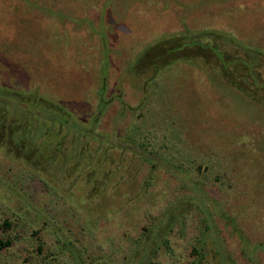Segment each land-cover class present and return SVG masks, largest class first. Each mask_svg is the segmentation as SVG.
Wrapping results in <instances>:
<instances>
[{"label":"rangeland","instance_id":"374dc122","mask_svg":"<svg viewBox=\"0 0 264 264\" xmlns=\"http://www.w3.org/2000/svg\"><path fill=\"white\" fill-rule=\"evenodd\" d=\"M31 1L0 0V88L38 91L83 128L103 109L95 137L69 133L62 156H52L55 136L39 135L36 167L0 129V264H264V64L253 67L264 53V0ZM160 38L156 64L135 74L139 53ZM222 51L252 63L248 88L196 67L210 55L228 61ZM3 111L2 125L18 121ZM130 138L152 140L160 158L117 143ZM194 180L213 221L193 198ZM169 212L183 213L182 224L150 241L153 221Z\"/></svg>","mask_w":264,"mask_h":264},{"label":"trees","instance_id":"16d2710c","mask_svg":"<svg viewBox=\"0 0 264 264\" xmlns=\"http://www.w3.org/2000/svg\"><path fill=\"white\" fill-rule=\"evenodd\" d=\"M24 1L26 4L30 5L31 7H33V8L35 7V4L31 0H24ZM54 12L55 11H52V10L49 11V13H52V14H55ZM56 16L58 17L57 14H56ZM101 30L102 29H100V32H101V34H103L102 33L103 31H101ZM179 36L180 35H173L172 37H170L169 39H166V40H169L171 43H176V40L178 39ZM161 39L162 38L158 39L156 41V44H154L153 47H150L148 45L145 48H143L142 52L139 53L140 56H139L138 60L133 65H131V67L134 66L133 68H135L134 69L135 74H137V72L139 73V71H136V69L139 68V65H144V63L156 64L155 60L160 58L159 57L160 52L156 49V45L158 43L164 42V40L160 41ZM102 43H104L103 44L104 47L106 49H109V52H110V48L107 44L108 43L107 39H105V38L102 39ZM179 44H182V43H179ZM178 46H179L178 44L173 45L168 49L170 51H173L175 49L174 51H176ZM261 49L264 50V48H261ZM152 51H155L153 53H156V52L158 53L157 55L154 54L155 60L151 54ZM175 53L176 52L172 53V55H171L172 57H170L169 60H167L165 64L170 65V64L176 62L177 57H175ZM221 53L224 55V56L222 55L224 57V59H226L225 57H227L228 61L220 62V61L216 60L217 57L210 55V57L207 58V60H204L203 62H200L197 60V62L195 63L196 67H198V69L200 68L201 70L205 71V73H207V74L210 73L209 75H212L213 78L215 77V79H222V81H224L225 83H227V81H228L231 84V82L229 81V80H231L232 84L236 85L238 88L240 87V89H242V87L244 89L245 86L248 88V86H249L248 76L249 75L251 76V78H254V80L257 79L254 76V73L250 72V71H252L253 68H252V63L249 64L248 59H245V63H240L243 61L238 59L239 57L230 56L225 51H222ZM260 56H262V57H260L259 60L254 57V59H253L254 60L253 65L254 66L253 67H255L256 65L264 64V53H260ZM235 60L240 61V62H238L239 64H236ZM234 64H236V66ZM242 65H244V68H245V70H243V71L241 70ZM217 72L218 73L220 72V73L218 74ZM99 91H100L99 95L102 97V95H104V93H103L104 88L100 87ZM156 93H157V91H153L154 95ZM7 100H11V101L8 102ZM103 100H105L104 97H103ZM11 102H12V105H14L12 107L9 106V105H11ZM99 105H98L97 114L94 117L95 123L92 121V123H93L92 125H86V127L83 128L82 126H80L81 122H78L76 120V117H73L71 115V112L68 111L69 109H67L66 107H64L63 105H61L59 103H56L52 99H49V98L44 97L43 95H40L38 91H35V90L34 91H31V90L30 91H22V90H17V89L11 90V89L0 88V107H3L4 115L6 113L12 112V113L16 114L15 118L18 119V121H19L18 122L15 120V122H16L15 124L14 123H5L2 125V123H0V129L5 131V133L7 134L6 143H7V146L9 147V149L15 155H18V157L25 158V161H27V163L36 167L40 164L37 163V162H39V160L37 158L36 159L34 158L35 156H34L33 152H34V149L38 146V144H35L34 142L36 141L37 137H39V135L44 134L45 136H47V135L55 136L56 139L58 140V145H56V148H55L52 156L53 157H59V155L62 156L63 155L62 153L65 151V144H66L65 142L68 138L69 133H74V134H77L79 137L83 136L84 138H86V137L87 138H94L95 137V132H98V131H96L92 127L93 126L95 127V124L97 123L98 119L100 118V115L102 114L101 110L103 109V107H99ZM8 107H10V108H8ZM53 107H56V109L59 107V112L54 114L53 110L55 108H53ZM173 108L174 107L171 106V109H173ZM64 111H65V113H64ZM6 118H8V116H6ZM47 120L49 121V124L51 123L50 124L51 127L58 124L60 126V128H62V129L58 133H56L55 131H52V129L50 131V129L48 128V125L45 124V122ZM4 121L5 120H3V122ZM0 122H2V121H0ZM27 122L32 123L31 127L28 126ZM33 126H35V128H33ZM29 128H30V130H29ZM64 128H65V133L63 132ZM30 132H31V134H30ZM148 132L150 133L151 136L153 135V133L155 135L154 130H150ZM59 137H60V139H59ZM110 139H111V137L109 136V140H108L109 143L112 140V139L111 140ZM147 140L148 141H146L144 143L143 142L140 143L137 141V139L130 138V140H127V141L122 139V140H120V142L117 141V143L120 145L121 141H122L129 146V149H130V147H134V146L140 147L144 151L147 150V151H149L150 154H154V156H157L158 158H160L161 155L157 152V149L155 147H152V140H150V139H147ZM0 145H1V143H0ZM150 145H151V147H150ZM81 148H75V151H73V154L76 155V153H78V155L79 154L85 155L84 153L86 152V149L82 150ZM39 153H41L43 155L44 151L42 150ZM162 161H163V159H162ZM51 162L52 161H50V163ZM163 162H165V161H163ZM45 163H46V159H45ZM175 168L179 172H182L183 175L185 174V176L187 175V177H188V174L186 173L187 172L186 166H184L182 164L181 166H178V167L176 166ZM190 182L193 184L192 189L196 190V192H197V196L193 197V198L196 200V202H197L196 204H198L197 206H199V208L205 213L204 214L205 219L209 220V218L212 216V214L209 210V207L207 206V201H212V199L209 198V193L207 192V190H205L204 185L200 180H194V181H190ZM180 207L181 206L177 205V206H174V209H176V211H177L179 209H182V207L181 208ZM182 212H184V211H182ZM171 214H172V212H169V213H167V215L162 214L161 216H158L156 219V220H159V222H160V224L158 226L155 225L156 220L153 221V225H151V226H153L154 229H153L152 235L149 234L150 235L149 236L150 241L154 240V237L158 240L162 234H164L166 236L168 234L169 230H171L175 225H177L178 223L182 224L181 220H183L185 218L183 213H181V215H180L181 217H178L176 219L174 217H171ZM210 220L213 221V218H210ZM212 221H211V225L207 226V230L211 229V227L212 228L214 227ZM145 231H149L150 233L152 232L151 230H149V228H146ZM210 234H212V233H210ZM208 239H209V237H208L207 231H206L205 234H203V236L199 240L198 246H196L194 248L196 255H198L197 257L199 259V263H201L203 261V259L206 257L205 253L202 251L205 249L206 244L208 242ZM165 244H168V241H165ZM81 264H86V263H81Z\"/></svg>","mask_w":264,"mask_h":264},{"label":"crops","instance_id":"0c3cea01","mask_svg":"<svg viewBox=\"0 0 264 264\" xmlns=\"http://www.w3.org/2000/svg\"><path fill=\"white\" fill-rule=\"evenodd\" d=\"M227 2H229V1H227ZM261 48H264V46H261Z\"/></svg>","mask_w":264,"mask_h":264}]
</instances>
